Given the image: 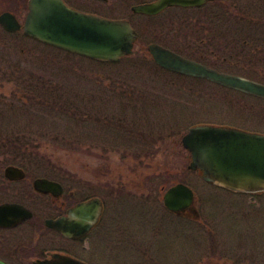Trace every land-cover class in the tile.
<instances>
[{
	"label": "rangeland",
	"instance_id": "374dc122",
	"mask_svg": "<svg viewBox=\"0 0 264 264\" xmlns=\"http://www.w3.org/2000/svg\"><path fill=\"white\" fill-rule=\"evenodd\" d=\"M139 1L149 0H127L121 9L116 0H108L96 9L108 16L129 15L147 35L143 27L149 32L160 25L166 28L174 24L169 19L199 15L209 22V10L217 11L216 20H221V4L227 3L230 12L226 16L234 26L250 15L253 30L257 23L264 31V0H219L224 3L210 2L200 10L170 8L154 24L130 10ZM84 2L85 7H93L91 0L76 3ZM236 14L242 15L241 21ZM159 30L156 41L162 39ZM170 31L167 41L162 40L179 47L183 37L176 36L179 31L175 29ZM227 34L219 30L220 37ZM219 39L214 41L208 34L203 46L214 47L220 61L226 51ZM134 52L118 64L100 65L21 34L0 32V130L23 132L43 143L40 151L50 161L38 165L37 173L55 172L67 181L64 173L68 172V182L78 188L79 197L98 194L103 198L102 219L84 242L93 264H264V194L251 196L205 181L199 172L188 169L189 152L181 145L182 134L200 122L264 130V104L259 114L246 118L245 97L171 75L150 62L140 41ZM13 70L21 82L10 77L15 75ZM7 75L12 80H6ZM53 84L63 92L61 99L82 110L80 124L60 118L49 104L43 107V102L33 101L34 95L23 93L24 100L14 96L15 87L25 85L37 91L39 98H46ZM185 85L193 86L192 90L178 89ZM141 132L146 137L135 138ZM57 134L80 138L70 146L59 145ZM36 161L31 163L36 165ZM176 181L193 188L198 216L175 214L164 206L162 194Z\"/></svg>",
	"mask_w": 264,
	"mask_h": 264
},
{
	"label": "water",
	"instance_id": "95a60500",
	"mask_svg": "<svg viewBox=\"0 0 264 264\" xmlns=\"http://www.w3.org/2000/svg\"><path fill=\"white\" fill-rule=\"evenodd\" d=\"M210 0H153L132 6V10L156 14L169 6H200ZM5 29L15 31L20 24L12 14H0ZM23 33L58 48L87 57L117 62L132 52L138 37L127 19H113L76 9L63 0H29ZM154 61L177 73L205 77L221 85L264 98V84L246 77L220 72L196 60L184 57L158 43L147 46ZM190 152V169H201L207 181L240 192L264 190V133L232 126L198 124L191 126L181 138ZM5 174L10 179L23 178L20 167L9 165ZM37 189L47 190L58 185L47 178L35 179ZM164 205L173 212L192 208L194 193L190 186L177 182L163 194ZM17 204L0 203V225H12L22 219ZM26 211V209H25ZM103 211L102 199L92 196L77 202L66 215L48 219L46 224L65 236L83 240L98 222ZM31 215L29 210L24 213ZM26 217V216H24ZM54 264V260L38 261ZM0 264H5L0 261ZM67 264H86L67 258Z\"/></svg>",
	"mask_w": 264,
	"mask_h": 264
},
{
	"label": "flooded vegetation",
	"instance_id": "af4514ba",
	"mask_svg": "<svg viewBox=\"0 0 264 264\" xmlns=\"http://www.w3.org/2000/svg\"><path fill=\"white\" fill-rule=\"evenodd\" d=\"M63 1L76 9L90 11L95 14H101L96 8L102 7L101 5L108 2V0H91L93 7H85L84 4H87V2L77 4L76 2L78 0ZM126 1L127 0H116L118 9H121V5L126 3ZM141 2L145 1H139L133 5L140 4ZM209 3L210 2H207L199 7L187 8L191 10H199L203 9V7ZM0 5V10H2L0 14L4 12L9 15L12 14L20 24V27L17 30L10 31L5 29L0 23V32L5 35L21 34L23 37L34 39L23 33V23L29 10V0H0ZM133 5L130 6V10L134 14L139 15L142 19L144 18L145 21L151 20L153 24L157 22L155 20L162 18L161 14L163 12H166V10L170 8L182 10L186 9V7L172 6L154 15H149L134 12L131 9ZM89 8L95 9L90 10ZM101 15L110 18L127 19L130 21L132 26L135 27V29L137 28V25L131 21L130 16L127 14H124L121 17L108 16L107 13H103ZM209 22L212 27L216 26L214 24L215 21L214 23L212 21ZM253 27L254 21L252 19H246L241 24H237L235 26L233 25L232 20H226V32L228 34L225 37V42H223L222 38L217 41L219 46H222V50L226 51V55L223 56L220 61L217 59L218 56L216 57L214 47H208L206 44L204 45L206 47L205 49H207L206 51L198 53L199 56H192L189 53L179 52L174 48V46L166 44L167 39H165V36L166 38H169L167 33H161L160 35V37L162 39L164 38L166 41L161 39L157 42H160L165 47L172 49L184 57L196 60L218 71L241 75L264 84V31L261 30L263 29V26L257 25V23V29L253 30ZM137 31L140 39V31ZM213 31H217V29H214ZM205 32L207 31L205 30ZM256 32L257 34H255ZM149 33H152V37L150 38L148 37ZM155 35H157V31L154 27L150 30V32L148 29V42H156V40H154ZM213 38L214 41H216L219 36H216L214 33ZM198 48L199 46L197 49ZM194 53L196 52L194 51ZM238 53H241L242 55H236L238 56L236 57L234 54ZM240 57H243V59H240ZM218 63L220 64L219 66L217 65ZM221 64L226 65L227 67L223 70L220 67ZM8 72L9 71H6L5 73ZM172 74L176 73L172 72ZM178 75L181 77H191L182 74ZM10 77L7 75L5 79L9 81V79H11ZM200 79L206 80L204 78ZM209 84L215 85V83L212 82H209ZM242 94L248 101V103L244 105V109L247 112L246 118L255 117L256 114L260 113V108H262V104H264V98L243 92ZM243 129L264 133V130H258V128ZM6 158L7 157H3L0 154V160L3 161L0 163V203L17 204L18 211L16 214L23 217L20 221L12 225H0V261L5 264H38V261L49 262L54 260V264H67V258L71 257L87 264H93L88 258V256H90L89 246L84 243L88 240L89 233L84 240H77L65 236L54 227H50L46 224L48 219H56L62 215H66L67 211L71 207H73L77 202L83 200L85 196L88 197V195L85 194L80 197L78 196V188L68 182L70 178V174L68 173L65 174L69 178L67 181H64L61 177H56L55 172H45L42 174L37 173V171L40 170L38 165L10 162ZM9 165L20 167L23 170V178H8L5 174V168ZM39 177L47 178L58 185L47 190L37 189L34 182L35 179ZM25 209L26 211L29 210L31 212L30 216L24 214L26 213ZM189 211L190 210H187L181 213ZM100 221L101 218L97 223L98 225Z\"/></svg>",
	"mask_w": 264,
	"mask_h": 264
},
{
	"label": "trees",
	"instance_id": "16d2710c",
	"mask_svg": "<svg viewBox=\"0 0 264 264\" xmlns=\"http://www.w3.org/2000/svg\"><path fill=\"white\" fill-rule=\"evenodd\" d=\"M214 2L217 4L219 3H224L223 1H219V0H214ZM223 7V10L220 11V13H223V18H221V20H216V16H217V11H215L214 13H212L209 10V21H211L212 19L215 20V27L211 26V23L208 22L206 19L204 18H198L199 15H196L194 17H190L189 16H185L183 18H178L176 20L174 19H169V23H174V24H169L166 28H162V25H160L159 28H156V30L160 29L158 33H167L168 35H170L171 33H173L172 31H170L171 29H175L176 31H179V33L175 34L176 36H181V38L183 37V41L182 43H180V46L177 47L176 45H173L171 43L166 42V44L172 45L174 46V48L179 51V52H185V53H189L192 56H196L199 54L198 53H203L204 51H206L205 47L203 46L204 42L207 41L208 39V34L213 38L214 33L216 34V36H219V30H225L226 31V20H229L228 16H229V6L227 3L221 4ZM203 9H207V8H203ZM200 10V9H199ZM228 15V16H226ZM241 14H236V18L237 21L240 20L241 21ZM207 18V17H205ZM247 19H251L250 15L246 16ZM151 21V20H150ZM166 21V22H167ZM225 21V22H224ZM224 22V23H223ZM165 24V23H164ZM237 25V24H235ZM170 26V28H169ZM142 27L140 26V28L137 27V29L140 31V42L142 43H146L148 42V37L146 35V32H144V30L141 29ZM145 29H149L148 27H143ZM141 29V30H140ZM214 29H217V31H213ZM205 30L207 32H205ZM210 31V32H209ZM142 33L144 34V37L142 35ZM206 33V34H205ZM179 34V35H178ZM204 35H206V37H204ZM172 36V35H171ZM147 37V38H145ZM223 39V42H225V37H220ZM155 39V38H154ZM214 39V38H213ZM199 46V48L197 49V47ZM194 51L196 53H194ZM131 58V57H129ZM131 63L133 62V60L130 61ZM100 65H112L114 63H105V62H99ZM13 72L15 73V75H12L11 77H15V79L17 81H22V79H19V74H17V72H15L13 70ZM9 73V72H8ZM10 75V74H9ZM177 77H181L178 74H173ZM185 79H190L193 81H199L200 79L197 78H189V77H183ZM12 80V79H10ZM49 87V86H47ZM193 86L191 85H185V87H178V89H186V90H192ZM15 94L14 96H16V98L18 99H23V93H26L30 96L34 95V98H32L33 101L37 102L36 100H39L38 102H43V107H46L45 105L49 104V109L51 111L52 110H56L58 112V116L62 119L65 120H69V121H73L77 124H80L83 119L81 117V112L82 110L80 108H77V106H75L74 104H72L70 101L68 100H63L61 99V94L63 92L59 91V88L56 85H52L50 86L49 89L46 90L45 93H47V97L46 98H39V93L37 91H35L34 89L28 87V86H23V87H15L14 89ZM11 96L13 95V93L10 94ZM36 95V96H35ZM10 96V97H11ZM43 97V96H42ZM50 99V100H49ZM42 107V106H41ZM75 125V124H74ZM130 129H134V128H129L127 130ZM34 133V132H33ZM58 138H55V142H57L59 145H72L73 143H77V139L80 138L79 136H70V135H66V134H62L59 135L57 134ZM60 136V137H59ZM36 137V136H35ZM141 137H146L144 132H141L140 135H136L135 138H141ZM32 140V141H31ZM37 138H33L31 139V137H28V135L26 136V134H24L23 132L20 133L19 131H4V130H0V154L3 157H7L6 159H8V161L10 162H18V163H22V164H27V163H31L32 161H36L38 162V164L36 165H44L43 163L45 161L49 162V157L47 155V153L40 151V147L43 146V143H37L36 142ZM156 145V142H154L151 146L152 149L154 150ZM46 148V147H44ZM22 149V151H21ZM146 150L149 152L151 150V148L146 147ZM150 153H153L152 150L150 151ZM34 164V163H33ZM60 169V168H58ZM63 170V169H61ZM59 171V170H58ZM65 171V170H63Z\"/></svg>",
	"mask_w": 264,
	"mask_h": 264
}]
</instances>
